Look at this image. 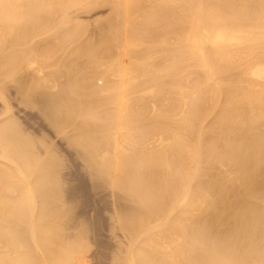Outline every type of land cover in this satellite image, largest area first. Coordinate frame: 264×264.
<instances>
[{
    "label": "bare ground",
    "instance_id": "obj_1",
    "mask_svg": "<svg viewBox=\"0 0 264 264\" xmlns=\"http://www.w3.org/2000/svg\"><path fill=\"white\" fill-rule=\"evenodd\" d=\"M20 1L24 2L25 0H0V70H2L1 68H7V71L11 73L19 72L20 62L24 63L23 61H25L24 59H26L28 53L25 50L26 47H23L25 44L18 41L17 45L16 42H13L15 43L14 46L23 45L22 47L26 51L25 55L13 57L10 53L12 51L14 53L15 50L12 49L10 52L7 50L6 52V46L4 48L3 45L8 41H4V43L3 40L7 36L10 37H8L9 41L19 39L22 43H29L30 40L27 39L31 36L34 40L37 33L46 32L47 29L44 28H52L51 22L53 20L51 18H53V14L64 16V12L68 10L67 8L70 5L71 7L76 5L74 8L78 7L79 9L84 8L80 7L82 5L85 8L88 7V0H29L23 4ZM91 1L89 0V2ZM114 1L116 5L113 7V16H110L111 19L109 18V20L105 19L107 23L110 21L109 24H111H107V30L104 31L103 29L104 32L102 31L103 33L98 37L99 39L96 36L95 41L92 42L93 39L90 37L92 40L89 39V42L83 40L84 42L80 43L79 38L85 34L86 29L80 28L79 25L69 28V32L64 30L68 34L66 32L65 36L63 35V38L61 36L62 39H60L63 40V46L70 44V47L77 40L79 41L78 44H74L71 51L67 45L70 51L69 54H64L67 63L75 62L76 64L77 61L76 65L78 66L92 63V69L89 68L88 71L85 69L86 72L83 65L81 69L85 72L78 66L74 67V71V68H71L74 64L70 66L64 61L62 66L65 67V63L73 71L69 72L70 70L68 71L63 67L61 69L57 66L60 77L57 76L56 78L53 75L56 80L59 78L58 81H55L52 74L47 72L51 68L50 65L46 64L49 66L48 68L45 67L47 71L45 68L36 67V63L33 61L34 57L31 56L32 53H29L28 55L31 57L27 56V58H32V60L27 59L28 61L26 60L27 62L25 61L26 63L22 65L24 68L21 67L20 72L24 69L23 71L27 72L26 78L29 76L31 80H37L40 85L43 84L41 88L42 86L50 88L49 91L44 90V88L42 90L36 84L39 86V90L48 93H50V90L53 92L58 91L55 94L59 93L57 98H60V102L61 100L65 101L68 105L67 109L71 108L69 112H67L68 110L64 112L65 114L62 112L64 116L62 115L63 117L61 116L59 120L56 115V117L54 116L56 112L53 111L55 110L50 109L52 116L56 118L53 119L54 125L63 131V127L66 128L68 125L70 127V124H72L78 132L76 133V144L84 152V158H86L94 173L107 174L108 177L106 178H109L108 184L112 187L111 189L115 188V191H122L123 194L125 193L124 197L126 196L128 200L130 198L131 201L137 204L133 206L134 211H131L130 214H128V211L126 213L125 210L127 215L121 217L122 221L119 220L123 225L120 226L125 227L126 232H134L143 228L145 239L143 243H140L141 245L139 244L140 246L135 253L132 251L130 253V250L127 251V253L129 252V257L127 256L129 258L128 264H264V130H262V127H264V120H262V117H264V47L259 48L257 44L252 46L251 43V41L254 43L257 39L264 40V0H205V2L204 0H198V2L194 0V3L191 2L192 0H150L148 5L150 9H147L149 11L146 10V14H141V20L137 21L138 19H136L137 23L133 21L135 19L132 20V14L134 15L133 12H136L137 7L138 10L143 8L142 5L139 7V3L142 4L145 0H112V2ZM170 2L171 4L176 2V4L173 3L174 6L171 7ZM96 3L94 5L92 3V6L89 4L88 8L92 11L94 6L96 8ZM78 8L76 9L78 10ZM183 17L188 18V23L185 21L188 24L186 28L183 21L186 19H183ZM120 18H122V22L119 21ZM61 21L60 19V22H57L61 24ZM254 29L257 30V32L255 30V35L258 34L257 37H254ZM82 30H84L83 35H81ZM13 32L16 35L14 34L15 36L11 40V36L13 37L11 33ZM156 37L158 38L154 44L153 41ZM148 38L150 39L147 40ZM168 39L172 41L171 47L169 45L171 42ZM242 39L247 40L246 45L239 44ZM150 41H152L151 44L157 45V47H164V49L161 48L162 51H160V47L157 49L162 53L160 57L156 55V59L159 58L160 61L156 60L158 62L156 64L142 62L141 59L135 57V50L128 49L133 51L129 54L130 56L133 54L135 57L132 60L135 65H132V74H130L129 64L131 62H128L127 68L129 69H126V71L128 70L126 72L122 66L127 65L125 63L127 61L120 60L121 52H118L120 50L116 51L119 55L115 53V49L122 47V45L125 49L136 44L142 45L144 43L145 46L147 43L149 45ZM33 45L28 47L30 48ZM255 45L258 48L254 47ZM9 46L14 48L12 44ZM16 46L14 49L17 48L16 50H18ZM20 46L19 49H21ZM144 46L141 47L147 48ZM151 46L153 48V45ZM151 46L149 45L148 48L155 52L156 49H152ZM33 47L30 49L35 51L36 47ZM124 48H121V51L122 49L124 51L123 53L127 51ZM32 51L30 50V52ZM127 52L123 56L127 55ZM15 53L13 55L18 56ZM57 53L59 54V50ZM73 54L77 55L78 58H74ZM161 55L163 56L161 57ZM58 58L60 57L56 59ZM153 60L150 61L153 62ZM129 61L131 60L129 59ZM219 61H222L223 65L218 66ZM235 61H237L236 64H234ZM53 64H55V66L52 65L53 68L56 67L57 64ZM188 66L198 67L204 74L197 73V79L191 85L195 88L194 92L196 93H192V96L189 95L190 98L187 96L191 103L186 105L183 102L186 96L182 90L183 87L184 89L187 88H185L186 82L184 83L186 79L180 73L184 69L187 70ZM78 68L79 70L76 71ZM218 69L221 71L230 69L232 75L227 74L222 76V79L216 77L217 81L215 79L216 82L215 84L213 82V86H206L207 84L203 86L205 82L202 83V79L205 78L204 81H209L208 79L215 78L212 76L219 73L216 72ZM188 70L186 73L190 76L192 73L190 74ZM128 75L131 76L128 77ZM9 76H7L8 80ZM61 77L66 78V82L63 80L64 84L60 87L58 82L60 81V84H62ZM141 77L143 78L141 79ZM163 77L166 79L165 83L162 82ZM134 78L137 80H134ZM132 79L133 81H131ZM18 86L20 87V85ZM37 86L34 85L38 89ZM22 87L20 88L22 89ZM155 87L159 92L164 91L172 94L173 100L171 101L169 98L170 102H168L170 103V110L161 109L165 112L161 111L160 114L154 112L156 115L152 114L154 105L151 104L149 108L147 102L142 101L143 105H141L142 103H139L141 101H138L139 106L135 102L137 103V110L125 105L127 104L126 100L131 94H135V91L142 90L139 91L138 97L139 95L140 97L147 95L142 92H148V95L151 96L153 90L155 91ZM76 88H79L77 90L80 91L77 95H83L81 99L87 98L86 100L78 102L81 96L78 100L74 99L77 102L72 100L71 94L68 95V93H72L71 91L76 90ZM0 90L4 91V89ZM187 90L190 92L192 89ZM52 91L50 94L45 92L46 94L43 95L53 97L54 93ZM164 92L162 93L164 94ZM1 94L4 93H0V99H3L4 96L2 97ZM125 95L128 98H124L123 104L122 99ZM219 95H221L223 101L220 100L222 107L219 106L218 115L215 118L210 117V119H213L207 126V131L204 132L205 129L203 131L199 129L202 132L200 131L197 134V131V135L194 134L196 129L194 127H197L194 126L196 125L194 121L199 122L207 117L205 116L206 112L209 111V107L212 110L214 101L219 98ZM75 98H78V96ZM48 100L50 101L49 97ZM155 101L154 103L157 102ZM131 103L128 102L130 105ZM144 103L147 105L145 106ZM7 105H4L5 109L3 111L9 108ZM53 106L55 107V105ZM61 107L59 105V108ZM177 109L179 110L178 113L176 112ZM8 110L10 113V108ZM100 110L102 111L101 116L104 114L102 117L99 115ZM122 110L125 113L127 112L126 116L123 113L125 120L120 116ZM209 112H207L208 115ZM84 116H90L88 118H93L95 122L102 119L104 122L101 123L104 124L98 125L99 121L97 125H87L80 122L83 120H80L79 123L73 125L77 120L76 118L84 119ZM173 117L177 118L176 121H173L175 120ZM11 121L16 122V120ZM122 121L123 123H121ZM3 122H0V158L6 161L9 160V162L12 161L14 165L11 167L13 170L8 171L9 168L6 167L7 171H5L6 169L4 170L3 165L0 164V264H69L73 259L78 261V258L74 257L75 253H81L75 251L78 248L74 249L73 243L68 245L67 239L62 240V247H58L59 245L55 243H58L56 241L57 237L60 238L61 236L65 239L67 235L65 234L63 237L64 234L60 235L59 233V236L60 228L54 223L55 221L51 220L53 217L46 210L47 208L44 209L43 205L40 204V207L37 208L36 206L35 200L37 198H34L32 191L36 190L37 192L39 190L40 197L44 196L46 198L48 196L49 189H44V185L51 184L48 183L50 180L47 181L46 179L49 173L47 174L46 169L41 168L44 165L40 167L37 158L32 156L34 148L31 151V145L26 141L25 136L22 137L20 133L22 130L18 129L17 124ZM122 124L128 125L127 127L130 130L124 131L122 128L126 129L127 127L122 126ZM72 126L70 129H72ZM74 138L76 137L72 139ZM202 162H204V165H201ZM40 163L42 164V162ZM25 172L29 177H32V182L29 183L28 179L26 180ZM17 180L22 182V185L19 184V186L18 182L16 183ZM32 185L34 186L33 189ZM54 193L53 197L57 194ZM7 195H10L9 199L12 200L10 204L7 202L8 205L6 206L2 199L7 198ZM11 195L14 197L12 198ZM50 196L48 197L50 198ZM42 203L45 206L43 201ZM51 204L53 205L52 201ZM55 204L57 205V203ZM58 204L61 203L58 202ZM48 208L50 207L48 206ZM46 217L51 219L47 220L45 224ZM48 221L50 222L48 223ZM151 221H157V223L153 222L154 225L152 223L150 226ZM139 235L135 236L136 239ZM159 238L161 240H158ZM132 240L130 239V241ZM54 243L56 248L53 247L55 246ZM77 243L75 244L77 245ZM32 244L35 249L40 251L41 248L44 251L43 247L48 250L45 253L42 251L39 253L42 261L39 262L38 256L33 255L36 252L32 253ZM42 245L43 247H41ZM80 263L81 261L77 262V264Z\"/></svg>",
    "mask_w": 264,
    "mask_h": 264
},
{
    "label": "rangeland",
    "instance_id": "obj_2",
    "mask_svg": "<svg viewBox=\"0 0 264 264\" xmlns=\"http://www.w3.org/2000/svg\"><path fill=\"white\" fill-rule=\"evenodd\" d=\"M27 1H29V0H25L24 2H22V1H20L22 4L23 3H26ZM91 1V0H90ZM104 2V3H102V2ZM147 0H145V1H143L142 2V4H140L139 3V7H141V5H142V7L143 8H141V10H138V7H137V9H136V12L138 11V13H136L135 11L133 12L134 13V15L132 14V20L133 19H135V20H133V21H135V23H137V21H140L141 20V18L140 17H142V16H140L141 14H146V10L149 8L148 7V5H149V1L150 0H148V2H146ZM152 1V0H151ZM202 1V0H201ZM218 1H220V0H218ZM96 2H100L99 4L98 3H96V8H92L93 10L91 11V9L90 8H88L89 7V4L92 6V3H93V5L95 4ZM109 2H112V0H109L108 1V3H107V0H98V1H95V0H92L91 2H89V0L87 1V6L88 7H86L85 8V6L84 5H82V6H80L81 8H85V10H84V8L83 9H79L78 7H76V8H78V10L76 9V8H74V7H71V5L67 8L68 10H66V12H64L65 14H64V16H61V15H57V14H53V18H51L53 21V23L51 22V24H52V28H44L45 30H46V32L45 31H43L44 33H46L45 35H44V33L43 32H40V33H37L36 35H37V37L36 36H34V40H33V37L31 36L30 38H32V39H27L28 41H29V43L27 42H25V43H22V41H20L19 39H17V40H15V39H13L14 38V36L16 35V33L15 32H13V33H11V34H13V37L11 36V40L12 41H9V36H7L4 40H3V42L5 41H8V43H3L4 45V48H5V46H6V48H5V51L7 50V51H11V49L12 50H15V51H17L16 53H15V51H14V53L15 54H18V56H14L13 54V51L10 53V54H12V56L13 57H19L20 55H25L26 53V51H27V53L29 54V53H32L31 54V56L32 57H34V60L33 61H35V63H36V67L38 66V67H42V68H45L47 65H50V67L51 68H49V70L47 71V69L46 68H48L49 66H47L45 69H46V71L47 72H49V73H51L52 74V78H53V80H55V81H58L59 80V78L56 80L54 77L56 76V78H57V76H59V72H58V69H57V66H58V68H61L62 69V65H63V62L65 61V63L67 64V65H72V64H74L73 65V67L71 66V68L73 69L74 67L76 68L78 65H76L77 64V61H76V64H75V62H71V64H69V63H67L66 62V59H65V57H66V55L67 54H69L70 53V51H71V48L74 46V44L76 45V44H78V40H77V42H75L73 45H71L72 47H70V44L68 45L69 46V48L67 47V45L66 46H63L64 44H63V40H60V39H62L65 35L64 34H66V32L69 30V28H72L74 25H79V27L80 28H82V29H86L85 30V36L83 35V33H84V30H82L81 31V35H83V36H81V37H83V38H79V40H80V43L81 42H84V41H87L88 40V42L90 41V40H92L93 39V41L92 42H94L95 41V37L97 38V39H99L98 37H100V35L105 31V29L107 30V27H108V25L107 24H109V22L107 23V21L106 20H109V18L111 19V17L113 16V13H114V8L113 7H115L114 5H116V2H115V4H114V2H112L111 4L109 3ZM188 2H190V1H188ZM192 3H194V0H192L191 1ZM195 2H198V0L197 1H195ZM204 2H205V0H204ZM119 3H121V2H119ZM148 3V4H147ZM173 3H175L176 4V2H172V4H171V2H170V5H171V7H173L174 5H173ZM213 3V2H212ZM16 4H18V3H16ZM97 4H98V6H97ZM100 4H101V6H100ZM109 4V5H108ZM146 4V5H145ZM211 4V3H210ZM173 5V6H172ZM73 6V5H72ZM145 6H146V8H145ZM176 6V5H175ZM88 8V9H87ZM72 9V10H71ZM140 9V8H139ZM150 9V8H149ZM71 10V11H70ZM87 10H89V11H87ZM113 10V11H112ZM145 12H144V11ZM140 11V12H139ZM147 11H149V10H147ZM142 12V13H141ZM111 13H112V15H111ZM148 13V12H147ZM87 14V15H86ZM138 14H139V16H138ZM143 14V15H144ZM137 15V16H136ZM111 16V17H110ZM134 16V17H133ZM185 16V15H184ZM137 17V18H136ZM185 17H183V19H184ZM60 19L62 20L61 21V24H59V22H60ZM106 19V20H105ZM136 19H138L137 21H136ZM186 19V18H185ZM68 20V21H67ZM22 21V20H21ZM20 21V22H21ZM54 21H55V24H54ZM57 21H59V22H57ZM70 21V22H69ZM120 22H122V18H120V20H119ZM184 22L185 21H187V23H188V18L186 19V20H183ZM57 22V23H56ZM63 22V23H62ZM67 22V23H66ZM183 22V23H184ZM66 23V24H65ZM75 23V24H74ZM106 23V24H105ZM63 24V25H62ZM111 24V23H110ZM109 24V25H110ZM61 25V26H60ZM81 25V26H80ZM186 25L188 26V24H186V22H185V28H186ZM67 26H68V28H67ZM83 26H84V28H83ZM59 28H61V29H59ZM52 31H51V30ZM53 29H54V32H53ZM103 29H104V31H103ZM50 30V31H49ZM64 30H67V31H64ZM71 30V29H70ZM255 30L256 29H254L253 30V32H254V37L256 36H258V34L256 33V35H255ZM14 31V30H13ZM64 31V32H63ZM89 31V32H88ZM103 31V32H102ZM10 32H12V31H10ZM52 32V33H51ZM57 32V33H56ZM58 32H59V34H58ZM69 32V31H68ZM68 32H67V34H68ZM256 32H257V30H256ZM48 33V34H47ZM51 33V34H50ZM63 33V34H62ZM90 33V34H89ZM10 34V35H11ZM15 34V35H14ZM38 34H40V35H38ZM54 34V35H53ZM9 35V34H8ZM57 35V36H56ZM58 35H60V37H58ZM64 35V36H63ZM61 36H62V38H61ZM93 36V37H92ZM9 37V38H8ZM45 37H46V39H45ZM52 37H54L55 39L53 40V38ZM92 39H91V38ZM168 37L170 38V36L168 35ZM167 37V38H168ZM15 38H17V37H15ZM59 40H58V39ZM157 38L158 37H156L155 38V41H153V43L155 44V42H156V40H157ZM57 39V40H56ZM65 39V38H64ZM81 39H82V41H81ZM90 39V40H89ZM150 38H148L147 40H149ZM165 39V38H164ZM84 40V41H83ZM258 40V41H257ZM257 40H255L254 41V43L251 41V43H252V46L254 45V44H257L258 45V47L259 48H261V47H264V43H262V42H264V40H260V39H257ZM19 43H21V44H25V46H23L24 48L26 47V51L24 50V48L22 47V46H20V48L22 49H19V46H16L17 45V43L18 42ZM97 41V40H96ZM168 41H170V39H168ZM167 40H166V42H168ZM245 41V42H244ZM247 40H244V39H242V40H240V42L241 43H239L240 45H244L245 43L247 44V42H246ZM9 42H10V44H12V47L14 46V44L15 43H13V42H16V47H18V50H16V49H14L15 48V46H14V48H11V46H9L10 44H9ZM34 43V45H33V43ZM54 42V43H53ZM60 42H61V44H60ZM171 43H169V45H170V47L172 46V41H170ZM53 43V44H52ZM57 45H56V44ZM152 43V41H150V46L151 45H153V48H155L154 50H155V52L157 51V53H155L154 51H151V49H149L148 47H149V45H148V43L147 44H145V46H144V43L141 45V44H139V45H132V47L130 48V47H128V48H124L123 47V45H122V47L120 46L119 48H117V49H115V53H118V52H121L119 55L121 56V57H119V59L120 60H125V61H127V62H125V63H127V65L125 64H122V65H124V66H122V68L124 67V69H125V71H126V69H129L130 71H129V73L130 74H132V69H131V67H132V65H135V63H132V60H133V58L135 59V57L136 58H139V59H141V61L142 62H144L145 61V63H154V64H156V63H158L159 61H160V59L158 58V60L156 59L157 58V56L158 57H160V54H162L160 51H162V49H164V47L163 46H159V47H157V45L155 46L154 44H151ZM8 44V45H7ZM36 44V45H35ZM60 44V45H59ZM245 44V45H246ZM259 44H260V46H259ZM30 45H33V46H35L36 47V50L34 51V49H30V48H32V47H28V46H30ZM51 45H52V47H51ZM251 45V44H250ZM257 45H255L254 47H256V48H258L257 47ZM262 45V46H261ZM9 46V47H8ZM54 46H55V48H54ZM57 46V47H56ZM59 46V47H58ZM140 46V47H139ZM141 46H144V47H147V48H143V47H141ZM155 46V47H154ZM7 47H8V49H7ZM134 47H136L135 49H134ZM157 47V48H156ZM34 48V47H33ZM50 48H51V50H50ZM60 48H62L63 49V51H62V49L60 50ZM121 48H124L125 50H127L126 52L129 54V53H133V51H129L128 49H133V50H135V52H134V54H135V57L133 56V54H131L132 56H130V54H129V58H128V54L127 55H124V56H126V57H124L123 56V54H126V52L125 53H123L124 51H123V49H122V51H121ZM137 48H138V50H137ZM142 48V49H141ZM151 48H152V46H151ZM152 48V49H153ZM160 49V51L159 50H157V49ZM162 48V49H161ZM46 50V51H44V50ZM70 51H69V50ZM20 50H21V52H20ZM30 50H33L32 52H30ZM41 50V51H40ZM58 50H59V54L57 53L58 52ZM65 50V51H64ZM118 50H120V51H118ZM143 50H145V51H143ZM147 50V51H146ZM6 51V52H7ZM50 51V52H49ZM60 51H61V53H60ZM116 51H118V52H116ZM149 51H151V52H149ZM45 52V53H44ZM52 52V53H51ZM64 52V53H63ZM139 53V55H138V53ZM143 52H145V53H143ZM146 52H148V53H146ZM152 52H154L155 53V55H154V53H152ZM21 53V54H20ZM46 53H49L48 55L46 54ZM54 53V54H53ZM57 53V54H56ZM63 53V55L64 54H66V55H61ZM136 53H137V55H136ZM152 53V55L151 56H149V54H151ZM28 54H26L27 56H30V55H28ZM142 54V56H140ZM34 55H36V56H34ZM39 55V56H38ZM43 55H45V56H43ZM56 55H57V57H60V58H58V59H56L57 57H56ZM59 55V56H58ZM62 57H61V56ZM146 55V56H145ZM157 55V56H156ZM27 56H26V59H24L25 61L28 59H31L32 60V58H27ZM30 56V57H31ZM38 56V57H37ZM48 56H51V57H48ZM72 56H74V58L77 56H75V54H73ZM147 56H149L148 58H146ZM163 55H161V57H162ZM36 57V58H35ZM54 57H56V58H54ZM140 57H142V58H140ZM153 57V58H152ZM41 58V59H40ZM72 58V57H71ZM70 58V59H71ZM74 58H72V59H74ZM76 58H78V57H76ZM132 58V59H131ZM151 58V59H150ZM39 59V60H38ZM63 59V60H62ZM65 59V60H64ZM128 59V60H127ZM129 59L131 60V61H129ZM145 59V60H144ZM154 59V60H153ZM27 60V61H28ZM42 60V61H41ZM44 60V61H43ZM51 60H53V61H55V62H53V61H51ZM62 60V61H61ZM153 60V62H151V61ZM158 62H157V61ZM25 61H23L24 63L23 64H25L26 62ZM46 61V62H45ZM51 61V62H50ZM69 61V60H68ZM147 61V62H146ZM149 61V62H148ZM154 61H156V62H154ZM40 62V63H39ZM43 64H42V63ZM48 62H50L49 64H48ZM79 62V61H78ZM128 62H131L130 64H129V68H127V66H128ZM134 62V61H133ZM220 62H221V64H220ZM236 62L237 61H235V63L234 64H236ZM45 63V64H44ZM53 63H56L57 65H56V67H54L55 68V70H54V68H53V66H55V64H53ZM61 63V64H60ZM64 63V66L65 67H63V68H66L69 72H72L73 70L70 68V66L69 67H67V65ZM85 63V62H84ZM223 62L222 61H219V64L217 63V65L218 66H220V65H223L222 64ZM20 64H21V66H20V70H21V67H22V62H20ZM47 64V65H46ZM87 63H85V64H81V65H79L78 67L81 69L82 67H83V65L85 66V68L83 67V69L85 70H87L88 71V69L89 68H93V64L92 63H88L87 65H86ZM92 64V65H91ZM19 65V64H18ZM53 65V66H52ZM76 65V66H75ZM126 66V67H125ZM144 66V65H143ZM18 68H19V66H18ZM17 68V69H18ZM22 68H24V67H22ZM75 68H74V71H75ZM79 68L78 69H76V71L77 70H79ZM197 68V69H196ZM189 67L188 66V72L191 74L190 76H189V74L188 73H186L187 72V70L186 69H184V73L181 71V73H180V75L181 76H183V78H185L186 80L184 81V83L186 84V86H185V88L186 89H184V87L182 88V90L184 91V95L186 96V99L188 100L189 98H190V96H192L191 94L192 93H196V92H194V90H195V88L194 87H192L191 85L192 84H194V83H192V82H195L196 81V79H197V73H203V71L201 72L200 71V69H198V67ZM2 70H0V74L2 75L3 74V72H4V74H6V75H0L1 77H2V79H1V77H0V84H3V85H0V89H4V91H1L0 93H4V94H1L2 95V97H3V99H0L1 101H0V112H2V113H0V122L2 123L3 121H5V122H3V123H13L14 121H11V120H16V122H14L15 124H17V126H18V129L21 131L20 133L22 134V137H24L25 136V139H26V141H28L29 142V144L31 145V151L33 150V148H34V150L32 151V156L33 157H35V158H37V160L39 161V163H38V165H40V167L41 166H43V167H41V168H45L46 169V173L48 174L49 173V175L51 176V174H52V172H53V174H52V176H51V179L49 178L50 176L48 175V176H46L47 178V181H48V179L50 180V181H48V183H51V184H46V185H44V189H49L48 190V192H49V194H50V192H52V194H48V196H50V198L48 197V196H46V198L44 197H40V192H39V190H37V192H36V190H34V191H32L33 192V195H34V198L36 199L35 200V202L37 203V208L38 207H40V205H43V207H44V209H46V210H48L49 211V213L52 215L51 217H53V219H51L50 217H46L44 220V222H45V224L47 223V220H53V221H55L54 223H56V225H58V227L60 228V232H58V235H59V233H60V235H62V234H64L63 235V237L65 236V234L67 235V237L64 239V238H61V236H60V238L59 237H57V239H56V241H58V243L57 242H55L57 245H59L58 247H62L63 246V241L64 240H66L67 239V244L68 245H71L72 243V245L73 246H75V248L74 249H76V248H78V250H75V251H77V252H81V253H75L74 254V257L75 258H78V261H81V263L80 264H128V257H129V252L127 253V251H129L130 250V253H131V251L133 252V253H135V251H137V249L139 248V246L141 245L140 243L142 242L143 243V241H144V233H143V228L142 229H140V230H138V231H134V232H126V230H125V227H121L120 225H122L121 223V219L124 217V215L126 216L127 214L126 213H128V214H130L131 213V211H134V205L136 204L135 202H133V201H131L130 200V198H129V200L132 202H130L128 199H127V197L125 198L124 197V194H123V192L121 193V192H119V190L117 191H115L114 189H111L112 187H110V185L108 184L109 182H108V179L106 178V177H108V175L107 174H105V173H100V174H95L94 173V171L91 169V166L90 165H88L89 163H88V161H86V158H84V152L82 151V149L81 148H79V146L76 144V139H77V134L76 133H78L77 132V130H75L74 128H73V126H72V124H70L71 126H72V129H70L71 128V126L69 127V125L68 126H66V128H64L63 127V131L61 130V129H59L58 127H56V125H54L55 123L53 122V119L55 120L56 118V116L58 117V120H59V118H61V116L63 115L62 114V112L64 113V112H66L67 110V112H69V109L71 108V107H69L68 109H67V107H68V105H66V103H65V101H63V100H61V102H60V98H57V95L59 96V93L58 94H55V93H57L56 91L55 92H53L52 90H50V93H51V91L54 93V95H53V97H51V95H43V94H50V93H48V92H46V91H49V89L46 87V86H42V88H44V90L46 89V91H42L43 89L41 88V85H43V84H39V82L37 81V80H34V79H29L30 77L28 76L27 78H26V74H27V72L26 71H23V72H26V73H23L22 71L20 72V70H19V72H20V74H19V72L18 71H15V72H12L13 74H15V75H13L10 71V73L7 71L8 69L7 68H1ZM16 69V70H17ZM45 69H43L44 71H45ZM61 69H59V70H61ZM83 69H81V70H83ZM196 69V70H195ZM4 70V71H3ZM56 70H57V72H58V74H57V72H56ZM65 70V69H64ZM83 70V71H84ZM85 70V71H86ZM90 70V69H89ZM45 71V72H46ZM51 71V72H50ZM62 71V70H61ZM84 71V72H85ZM86 71V72H87ZM194 71V72H193ZM227 71H229V72H227ZM227 71H221L220 69H218L216 72L218 73V74H215L214 76H212V77H215V78H210V79H208L209 81H204L205 80V78L204 79H202V83L203 82H205V84H203V86H205L206 84V86H208V85H214L215 84V82L217 81V78L218 79H222L223 77L222 76H225V75H229V74H231L232 75V71L229 69V70H227ZM126 72H128V70L126 71ZM22 73V74H21ZM23 74H25V75H23ZM46 74V73H45ZM48 74V73H47ZM51 74H50V76H51ZM183 74H185V75H183ZM204 74V73H203ZM223 74V75H222ZM234 74V73H233ZM10 75V76H9ZM19 75V76H18ZM53 75H54V77H53ZM7 76H9V80H8V77ZM12 76V78H10ZM131 76V75H130ZM129 75H128V77H130ZM133 76H135L134 74H133ZM221 76V77H220ZM5 77V78H4ZM60 77V76H59ZM165 78H166V76H164ZM163 77V79H162V82H166V79ZM190 77V78H189ZM217 77V78H216ZM27 80H26V79ZM143 77H141V79H142ZM29 79V80H28ZM115 79V78H114ZM131 79V78H130ZM136 78H134V80H135ZM137 79H139V77H137ZM136 79V80H137ZM212 79V80H211ZM215 79H216V81H215ZM20 82H19V81ZM25 80V81H24ZM63 80L65 81L66 80V78L64 79V78H62L61 77V82H62V84H60V81L58 82V84H59V86L60 85H63L64 83H63ZM207 80V79H206ZM5 81H7V82H5ZM34 81H35V83H34ZM131 81H133V79L131 80ZM17 82H19V83H17ZM23 82H25V83H23ZM27 82V83H26ZM31 82H32V84H31ZM66 82V81H65ZM128 82H130V80H128ZM208 82V83H207ZM213 82H214V84H213ZM41 83H43V82H41ZM211 83V84H210ZM30 85V88H29V85ZM39 85L40 86V88L42 89H40L39 90V86H37V85ZM18 85H20V87H22V89L18 86ZM34 85H35V87L37 86L38 87V89L37 88H35L34 87ZM44 85H45V83H44ZM46 85H48L47 83H46ZM26 86V87H25ZM31 86H32V88H31ZM98 86H100V85H98ZM4 87V88H3ZM27 87H28V89H27ZM46 87V88H45ZM49 87V86H48ZM61 87V86H60ZM157 87V86H156ZM155 87V91L153 90V94H154V96H150V94L148 95V92H142L143 94L144 93H146L147 95H143V94H141V95H143L142 97H140V95H139V97H138V94H140V92L139 91H142V90H137V91H135L136 93L137 92H139V93H135V94H131L130 96H129V98L127 97V95H125V96H123V104H124V98H126L127 100H126V103L127 104H125L126 106L127 105H129V106H131V108H136V110H137V103H138V101H141V102H139V103H142V101L143 102H147L148 103V107L150 108L151 107V104H153L154 105V107H152V114L154 113V112H158V114H160L161 113V111H163V110H170L169 109V105H170V103H168V102H170V100L172 101L173 99H172V94H168V93H165L164 91H162V92H164V94L160 91H158V89ZM18 88V89H17ZM48 89V90H47ZM77 89H79V88H76V90ZM187 89H192L190 92L187 90ZM75 89H73V91H71L72 93H68V95H70L71 94V96L70 97H72V100L73 101H75V100H78L79 99V97H80V100H78V102L79 101H81L82 99V97H83V95H81L80 94V96H79V94L77 95V93H79L80 91L79 90H77L76 91ZM82 90V89H81ZM23 91H25V92H23ZM187 91H188V93H187ZM193 91V92H192ZM29 92V93H28ZM32 92V93H31ZM35 92H37L36 94H34ZM39 92V93H38ZM43 92V93H42ZM46 92V93H45ZM159 92V93H158ZM20 93H23V94H20ZM26 93H28V94H26ZM82 93V92H81ZM150 93H152V92H150ZM155 93H157V94H155ZM32 94H33V96H32ZM38 94H40L39 96H38ZM73 94V95H72ZM159 94V95H158ZM205 94V93H204ZM24 95V96H23ZM31 95V96H30ZM43 95V96H42ZM74 95H76V96H74ZM108 95V94H107ZM157 97H156V96ZM161 95V96H160ZM190 95V96H189ZM27 96V97H26ZM37 96V97H36ZM45 96V97H44ZM54 96H56V97H54ZM78 96V98H75V97H77ZM133 96H135L136 97V99H135V97L133 98ZM166 98H165V97ZM189 98H188V97ZM32 97V98H31ZM48 97H49V99H50V101L48 100ZM131 97H132V99H131ZM137 97L140 99H138L137 100ZM147 97H149V98H147ZM5 98V99H4ZM31 98V99H30ZM52 98V99H51ZM160 98V99H159ZM165 98V99H164ZM169 98H170V100H169ZM25 99H26V102H25ZM30 99V100H29ZM35 101H33V100ZM58 99V100H57ZM63 99V98H62ZM75 99V100H74ZM87 99V98H86ZM85 98H83V100H86ZM134 99V100H133ZM143 99V100H142ZM147 99V100H146ZM150 99V100H149ZM158 99V100H157ZM161 99H163V100H161ZM186 99H184V100H186ZM29 100V101H28ZM32 100V101H31ZM38 100V101H37ZM53 100V101H52ZM82 100V101H83ZM137 100V101H136ZM157 102H156V101ZM166 100H169V101H166ZM183 100V102L186 104V105H188V103H191L189 100H188V102H186V101H184ZM223 101V99L221 98V95H219V98H216V100L214 101V105L212 106V110H211V107H209L210 109H209V111H207V112H209V115L207 114V112H206V114H205V116H207L206 118H202L203 120L201 121L200 119V121L198 122V121H194V123L196 124V125H194V126H197V127H194V129H195V132H194V134H196V132H197V134L202 130H204V132L205 131H207L206 129H207V126L212 122L211 120L213 119V118H215V116H217L218 115V113H219V110H220V108H219V106L220 107H222V102L221 101ZM55 101V102H54ZM151 101V102H150ZM152 101H153V103H152ZM154 101L156 102V103H154ZM159 101V102H158ZM7 102V104H5ZM30 102V103H29ZM64 102V103H63ZM75 102H77V101H75ZM74 102V103H75ZM128 102L130 103V102H132L131 103V105L130 104H128ZM135 102H137V103H135ZM2 103V104H1ZM23 103V104H22ZM24 103H26L25 105H24ZM32 103V104H31ZM37 103V104H36ZM39 103V104H38ZM63 103V104H62ZM135 104V106H134V104ZM138 103V106L140 105ZM150 103V104H149ZM219 103V104H218ZM36 105V106H34V105ZM51 104V105H50ZM65 107H61L62 105ZM145 104V106L147 105L146 103H144ZM157 104H159V105H157ZM163 104H164V106H163ZM168 104V105H167ZM217 104H218V106H217ZM4 105L6 106L7 105V107L9 106V108H10V113H9V108H7V110L6 111H3L4 109H5V107H4ZM23 105V106H22ZM32 106L31 108H30V106ZM47 105V106H46ZM53 105H55V107H57L56 109H55V107L53 106ZM59 105H60V107L61 108H59ZM141 105H143V103L141 104ZM157 105V106H156ZM216 105V106H215ZM46 106V107H45ZM52 106H53V108H52ZM80 106V105H79ZM78 106V107H79ZM2 107H4L3 109H2ZM35 107H37V108H35ZM48 107V108H47ZM51 107V108H50ZM82 107V106H81ZM123 107H124V105H123ZM165 107V108H164ZM139 108V107H138ZM157 108H158V110H157ZM167 108V109H166ZM217 108V109H216ZM53 111V110H55V111H53L55 114H54V116H52L53 114H52V112H51V110ZM157 110V111H155V110ZM161 109H163V110H161ZM174 109H176V108H174ZM50 110V111H49ZM217 110V111H216ZM125 111V110H124ZM160 111V112H159ZM175 111V110H174ZM178 109H177V113H178ZM6 113V115H5V113ZM100 112V116H101V110L99 111ZM163 112H165V111H163ZM162 112V113H163ZM173 112V111H172ZM216 112V113H215ZM43 113V114H42ZM51 113V114H50ZM61 113V114H60ZM123 113H125V112H123V110H122V115H120L122 118H123ZM127 113V112H126ZM126 113H125V116H126ZM156 113H154V114H156ZM3 114V115H2ZM57 114H59V115H57ZM65 114V113H64ZM120 114V113H119ZM214 114H216V115H214ZM43 115V116H42ZM49 115H50V117H49ZM104 115V114H103ZM102 115V116H103ZM157 115V114H156ZM211 115V116H210ZM64 116V115H63ZM62 116V117H63ZM101 116V117H102ZM204 116V115H203ZM213 116V118H211L210 119V117H212ZM8 117H10V118H8ZM42 117V118H41ZM54 117V118H53ZM87 117V118H86ZM90 118V116H84V119L82 118V119H78V118H76L74 121V123H73V125H75V124H77V123H79V121L80 120H83V121H80V122H84L85 124H87V125H91V124H96L97 125V123H98V125H103L104 123H101L103 120L102 119H100L99 121H97V122H95L94 120H93V118H91V119H89ZM121 117H120V119H121ZM13 118V119H12ZM51 118V119H50ZM10 119V120H9ZM87 120V123H86V120ZM124 119V118H123ZM123 119H121V120H123ZM173 119H175L174 117H173ZM177 119V118H176ZM176 119L175 120H173V121H176ZM205 119H207V120H205ZM9 120V121H8ZM85 120V121H84ZM91 120V121H90ZM125 120V119H124ZM123 120V121H124ZM262 120H264V117H262ZM53 123H52V122ZM123 121L121 122V123H123ZM172 121V120H171ZM19 122V123H18ZM51 122V123H50ZM94 122V123H93ZM104 122V121H103ZM50 123V124H49ZM198 123V124H197ZM126 125V124H125ZM123 125L122 124V126H124V127H127L128 125ZM204 125H205V127H204ZM121 127V126H120ZM204 127V128H203ZM55 128V129H54ZM122 128V127H121ZM203 128V129H202ZM124 131L126 130V132L127 131H129L130 129H128V127L126 128V129H124V128H122ZM194 129H193V131H194ZM199 129H201V130H199ZM69 130H71V131H69ZM73 130V131H72ZM262 130H264V127H262ZM68 131V132H67ZM124 131H122V132H124ZM201 131V132H202ZM58 132V133H57ZM66 133V134H65ZM69 136H68V135ZM76 134V135H75ZM123 135H124V133H122ZM196 134V135H197ZM28 135V136H27ZM75 135V136H74ZM98 135V134H97ZM67 136H68V139H67ZM71 136V137H70ZM31 137V138H30ZM73 137H76V138H74V139H72ZM70 138V139H69ZM35 141H34V140ZM69 140V141H68ZM74 140V141H73ZM31 141H32V143H31ZM34 141V142H33ZM73 141V142H72ZM75 144V145H74ZM33 146V147H32ZM42 151H40V150ZM39 150V151H38ZM49 150V151H48ZM33 152H34V154H33ZM35 153H37V154H35ZM49 153V154H48ZM40 155H42L41 157H40ZM50 155V156H49ZM52 155H54V156H52ZM40 158H39V157ZM46 156V157H45ZM42 157H44V158H42ZM39 158V159H38ZM46 158V159H45ZM82 158H84V159H82ZM1 160H0V164H2L3 166H2V168L5 170L6 169V167H7V169H8V171L9 170H13L11 167L14 165L13 163H12V161H10L11 162V164H10V162H9V160H5V159H2V158H0ZM41 159H43L42 161H41ZM58 160V161H57ZM44 161V162H43ZM40 162H42V164L40 163ZM47 162V163H46ZM53 162V163H52ZM59 162H60V164H59ZM43 163H45V164H43ZM48 164V165H47ZM8 165V166H7ZM201 165H204V162H202V164ZM47 167V168H46ZM57 167V168H56ZM59 167V168H58ZM11 168V169H10ZM62 168V169H61ZM7 169L5 170V171H7ZM60 170V171H59ZM11 172V171H10ZM13 172V171H12ZM14 174V173H13ZM46 174V175H47ZM57 175H59V176H57ZM25 176H27L26 177V180L27 181H29V183L30 182H32L31 180H32V177L30 176L29 177V175H27V172H25ZM95 176V177H94ZM101 176V177H100ZM104 176V177H103ZM97 177V178H96ZM30 178V179H29ZM56 178V179H55ZM98 178H100V179H98ZM45 179V180H46ZM104 179V180H103ZM14 180H16L15 178H14ZM21 180V179H20ZM34 180V179H33ZM95 180V181H94ZM105 180H106V182H105ZM47 181H46V183H47ZM54 181H55V183H54ZM18 182V183H17ZM16 183L19 185H22L21 183L22 182H19V180H17L16 181ZM23 184H24V182H23ZM57 184H59L58 186H59V188H58V186H57ZM17 185V186H18ZM19 185V186H20ZM94 185V186H93ZM107 185V186H106ZM46 186H48V187H46ZM53 186V187H52ZM110 187V188H109ZM34 188V186L32 185V189ZM52 188V189H51ZM73 188V189H72ZM94 188V189H93ZM36 189V188H35ZM46 189V190H47ZM59 189V190H58ZM57 190V191H56ZM108 190V191H107ZM55 192V193H54ZM118 192V193H117ZM53 193L54 194H59L61 197L59 198V195H57L56 194V196L54 195V197H53ZM117 193V194H116ZM17 194V193H16ZM61 194H63V195H61ZM121 194V195H120ZM9 196L10 195H7V198H3L2 199V202L4 201V203H5V205L7 206L8 204H6L7 202L10 204V202H11V198L9 199ZM14 196H16L15 194H14ZM14 196H12L11 195V197L13 198ZM112 198H111V197ZM65 197V198H64ZM118 197V198H117ZM55 198V199H54ZM59 198V199H58ZM7 200H9V201H7ZM48 200V201H47ZM50 200V201H49ZM54 200V201H53ZM55 200H57V201H55ZM59 200V201H58ZM62 200H63V202H62ZM113 200V201H112ZM44 202L45 203V206H44V204L42 203L41 204V202ZM47 201V202H46ZM51 201H52V203H53V205L51 204ZM61 201V202H60ZM119 201V202H118ZM40 202V203H39ZM58 202L59 203H61V204H58ZM3 203V204H4ZM50 203V204H49ZM55 203H57V205L55 204ZM40 204V205H39ZM48 204V205H47ZM119 204V205H118ZM4 205V206H5ZM56 205V206H55ZM59 205H60V209H59ZM137 205V204H136ZM48 206L50 207V208H48ZM53 206H54V208H56L55 210H53L54 208H53ZM113 206V207H112ZM120 206V207H119ZM135 207H137V206H135ZM68 210V212H67V210ZM80 209V210H79ZM123 209H124V211H123ZM45 210V212H47ZM51 210V211H50ZM60 210V211H59ZM62 210V211H61ZM125 210H126V213H125ZM54 211V212H53ZM128 211V212H127ZM67 212V213H66ZM71 212V213H70ZM79 212V213H78ZM121 212V213H120ZM70 213V214H69ZM173 214V213H172ZM171 215V214H170ZM113 216V217H112ZM118 216V217H117ZM123 216V217H122ZM65 217V218H64ZM120 217V218H119ZM122 217V218H121ZM63 219V220H62ZM119 220H121L120 222H119ZM50 221H48V223H49ZM120 224H119V223ZM157 223V221H151L150 223H149V225L151 226V224L152 223ZM66 223V224H65ZM154 223L152 224V225H154ZM116 224V225H115ZM120 227H119V226ZM148 225V226H149ZM68 226V227H67ZM76 226V227H75ZM123 226V225H122ZM65 227H67V228H65ZM112 229H111V228ZM119 227V228H118ZM15 228V227H14ZM71 228V229H70ZM80 228V229H79ZM82 228V229H81ZM111 230H110V229ZM15 229H17V228H15ZM121 229H123V230H121ZM64 230V231H63ZM66 230H68V231H66ZM71 231V232H70ZM141 232V233H137V232ZM63 232V233H62ZM80 233V234H77V233ZM85 233V235H83L84 233ZM124 232V233H123ZM73 233V234H72ZM83 233V234H82ZM68 234H70V235H68ZM76 234V235H75ZM136 234V235H135ZM140 234V235H139ZM78 235V236H77ZM137 235H139L137 238L138 239H136V237L135 236H137ZM71 236V237H70ZM73 237V238H72ZM81 239H80V238ZM83 237V238H82ZM141 237H143V238H141ZM75 238V239H74ZM132 238H133V240H132ZM139 238H141V239H139ZM60 239V240H59ZM70 239V240H69ZM130 239L132 240V241H130ZM63 240V241H62ZM137 240H139V241H137ZM157 240V239H156ZM158 240H161L160 238L158 239ZM73 241V242H72ZM76 241V242H75ZM78 241H80V242H78ZM84 241V242H83ZM137 241V242H136ZM78 242V243H77ZM54 243V244H55ZM60 243H62V244H60ZM65 243H66V241H65ZM65 243H64V245H65ZM75 243H77V245L75 244ZM80 243V244H79ZM43 244V243H42ZM53 244V245H54ZM56 244H55V246H53V247H55L56 248ZM79 244V245H78ZM122 244V245H121ZM129 246H128V245ZM132 244V245H131ZM135 244H137V245H135ZM140 244V245H139ZM45 245H47V244H45ZM44 245V246H45ZM82 247H81V246ZM77 246V247H76ZM80 246V247H79ZM87 246H88V248H87ZM31 247V246H30ZM41 247H43V245L41 246ZM48 247H51V246H48ZM84 247V248H83ZM126 247H128V248H126ZM130 247V248H129ZM132 247H133V250H132ZM44 248V251H43V249L41 248V251L42 252H47L48 250H45V247H43ZM80 248V249H79ZM31 251H32V253L33 252H36V253H33V255L35 254V256H38V258H39V262L40 261H42V258L41 257H39V253H41V251L40 250H38V249H35L34 247H33V244H32V247H31ZM34 249V250H33ZM49 249V248H48ZM86 249V250H85ZM80 250V251H79ZM85 250V251H84ZM118 250V251H117ZM88 251V252H87ZM38 252V253H37ZM86 252V253H85ZM85 253V254H84ZM124 255H123V254ZM38 254V255H37ZM80 254V255H79ZM128 256V257H127ZM36 258V257H35ZM116 258V259H115ZM41 259V260H40ZM127 259V260H126ZM77 260H75V259H73L70 263L71 264H77V262H76ZM84 262V263H83ZM69 263V264H70Z\"/></svg>",
    "mask_w": 264,
    "mask_h": 264
}]
</instances>
